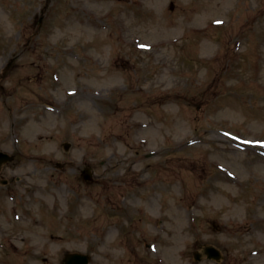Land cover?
<instances>
[{
  "label": "rangeland",
  "instance_id": "1",
  "mask_svg": "<svg viewBox=\"0 0 264 264\" xmlns=\"http://www.w3.org/2000/svg\"><path fill=\"white\" fill-rule=\"evenodd\" d=\"M0 150V264H264V0H0Z\"/></svg>",
  "mask_w": 264,
  "mask_h": 264
},
{
  "label": "water",
  "instance_id": "2",
  "mask_svg": "<svg viewBox=\"0 0 264 264\" xmlns=\"http://www.w3.org/2000/svg\"><path fill=\"white\" fill-rule=\"evenodd\" d=\"M12 160V157H9L7 154H4L2 152H0V170H1V166L2 164H4L5 162H8ZM89 179V178H87ZM206 253L208 254V257L210 259H216V260H220L221 255L220 252L218 250H216L214 247H207L205 249ZM196 259H200V255L196 254ZM90 261V257L87 255H83V254H79V253H75V254H68L66 256V264H88Z\"/></svg>",
  "mask_w": 264,
  "mask_h": 264
},
{
  "label": "flooded vegetation",
  "instance_id": "3",
  "mask_svg": "<svg viewBox=\"0 0 264 264\" xmlns=\"http://www.w3.org/2000/svg\"><path fill=\"white\" fill-rule=\"evenodd\" d=\"M21 236H22L21 238H18V237L15 238V242H20V243H18V244H12V247L14 249L19 248L20 246H22V247L25 248L26 247V242L30 241L29 238H26L23 235H21Z\"/></svg>",
  "mask_w": 264,
  "mask_h": 264
}]
</instances>
